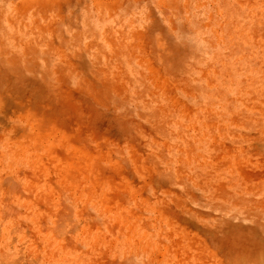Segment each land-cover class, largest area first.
<instances>
[{
    "label": "rangeland",
    "instance_id": "rangeland-1",
    "mask_svg": "<svg viewBox=\"0 0 264 264\" xmlns=\"http://www.w3.org/2000/svg\"><path fill=\"white\" fill-rule=\"evenodd\" d=\"M0 264H264V0H0Z\"/></svg>",
    "mask_w": 264,
    "mask_h": 264
}]
</instances>
